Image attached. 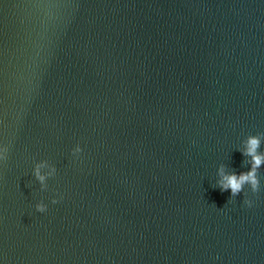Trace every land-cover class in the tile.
<instances>
[{
	"label": "water",
	"instance_id": "1",
	"mask_svg": "<svg viewBox=\"0 0 264 264\" xmlns=\"http://www.w3.org/2000/svg\"><path fill=\"white\" fill-rule=\"evenodd\" d=\"M259 133L264 0H0V264H264Z\"/></svg>",
	"mask_w": 264,
	"mask_h": 264
},
{
	"label": "clouds",
	"instance_id": "2",
	"mask_svg": "<svg viewBox=\"0 0 264 264\" xmlns=\"http://www.w3.org/2000/svg\"><path fill=\"white\" fill-rule=\"evenodd\" d=\"M264 133L249 134L242 141V148L238 149L241 154L246 157V165H250L248 171L237 173L235 171L228 172L224 167L219 169L220 179L217 184L221 191H231V198L234 199L241 192L247 197L250 189L252 193H258L261 190L260 169L264 167ZM84 149L80 144H77L72 149V156L79 159ZM0 158H3L0 154ZM57 169L55 166L49 168L47 162L37 164L34 170L36 178L40 181L42 189L46 188V181L56 175ZM58 199H53L52 203H58ZM249 208L253 206L251 199L245 198L243 201ZM48 205L43 201L36 204V210L40 213L47 211Z\"/></svg>",
	"mask_w": 264,
	"mask_h": 264
}]
</instances>
